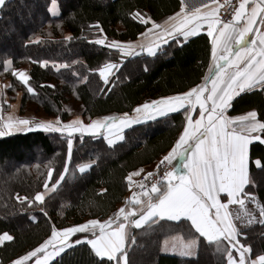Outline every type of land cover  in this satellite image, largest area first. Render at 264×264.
<instances>
[{
    "label": "trees",
    "instance_id": "trees-1",
    "mask_svg": "<svg viewBox=\"0 0 264 264\" xmlns=\"http://www.w3.org/2000/svg\"><path fill=\"white\" fill-rule=\"evenodd\" d=\"M22 1L25 0H8L0 9V27L9 20L11 10L22 7L21 10L25 11L32 7L29 3L22 6ZM50 2L35 0L41 15H36L33 26L27 27L18 37L15 51L7 50L0 54V81L8 79L11 86L5 91L6 102L1 97L7 106L19 96L21 112L31 105L60 121L67 122L78 116L89 122L94 117L131 113L145 102L186 92L203 81L211 52L206 35L195 36L183 43L172 41L156 57L142 52L137 44H134L132 50L135 52L131 55L107 46L112 41L133 44L141 33L150 28V23L142 24L135 18V13L159 20L179 9V0H59L58 16L50 14ZM69 36L71 40L66 39ZM96 39H105V45L94 43ZM5 60L12 61L11 69H6ZM42 61L64 63L66 67L55 70L52 65L39 63ZM108 62L121 67L119 71L114 70L115 75L110 76L109 83L105 84L99 76V69ZM131 64L139 72L134 78L127 73ZM26 65L31 66L29 86L35 90V95L12 75L13 71ZM145 65L147 71L144 70ZM84 77H87L86 82ZM68 104L69 111L66 109ZM251 110H255L257 118L264 122V89L242 92L234 98L227 114L239 115ZM185 124L183 109L165 117L145 119L125 129L124 140L111 147L99 134L73 133L70 160L67 157L66 132L46 133L33 128L0 137V234L7 232L14 237L0 245V264H9L38 247L50 237L53 226L62 229L112 216L130 189L126 177L137 169L150 170L157 164L170 151ZM138 137L141 139L134 140ZM62 149L63 159L60 158ZM107 154L115 157L102 163ZM250 154V172L255 185H248L247 191L256 193L264 205V183L261 184L264 174L253 162L259 158L264 164V143L252 142ZM7 161H13V169H2ZM84 163L92 166L80 173L78 166ZM66 165L68 172L64 174V180L56 191L45 196L44 204L34 202L28 206L27 202L22 204L17 200V194L32 198L37 191H44L43 183L48 179V171L52 170L54 180L63 173ZM81 181H84V188L74 200L71 198L74 195L72 185ZM41 208L45 209L47 216L41 213ZM142 229L127 232L129 264H136L135 252L147 243L146 238L150 235L160 248L164 239L175 235L198 239L196 257L188 258L159 249L155 264H227L225 249L231 251L228 243L207 241L186 221L171 225L161 222L156 227ZM241 233L239 240L251 246L254 259L264 254V224L256 223ZM89 235L76 233L71 240H83ZM133 238L135 243H132ZM203 249L207 252L206 260L199 263ZM143 257L138 259L147 258ZM102 259L103 264H114L106 257ZM100 261L90 246L81 243L66 249L49 264H99Z\"/></svg>",
    "mask_w": 264,
    "mask_h": 264
},
{
    "label": "snow or ice",
    "instance_id": "snow-or-ice-1",
    "mask_svg": "<svg viewBox=\"0 0 264 264\" xmlns=\"http://www.w3.org/2000/svg\"><path fill=\"white\" fill-rule=\"evenodd\" d=\"M215 4L217 0H210ZM8 0H0V9H3ZM250 0H239V6L235 8L232 18L222 21L217 15L218 8L212 11L201 13L196 8L190 13H185V5L181 3L180 12L168 17V20L178 23L172 25L171 29L163 28L151 17H147L137 12L134 14L142 24L147 25L151 21L153 29H159L169 38L183 36L186 41L189 37L196 36L203 25H207V35L211 37V55L214 67L210 68L209 75L204 78L202 84L190 88L188 91L172 96L161 97L150 102H145L134 109L138 115L129 117L124 113L122 117L106 116L102 119L93 120L90 124L84 125L80 120H74L69 124L60 125L56 122H30L27 119L9 120L0 127V137L8 135L13 128L17 131H31L33 128L46 133H67V157L70 160L73 150V133H89L92 136L97 134L104 137L109 147L117 141L124 140L123 132L133 124L142 122V119L152 120L157 117H165L169 113L179 111L185 112L186 124L182 133L171 147L170 151L162 157L157 170L161 165L166 168L177 164L172 170L164 172L159 180L151 183L142 194L147 197V201L140 199L141 193H133V197L128 198L129 204L141 205L140 215L136 217L137 210L126 211L120 208L114 218L101 222L97 219L88 220L86 223L72 227L51 230L50 237L35 247L33 250L19 256L11 264H49L55 257L65 253L66 249H71L74 245L86 243L95 257L101 258L99 264H103L102 258H107L108 262L114 264H129L128 251L125 247L128 240L126 226L134 225L141 229L145 225L151 228L152 224L160 220L182 222L190 221L191 227L201 237L209 242L227 241L231 249L238 253V260L234 258L232 251L227 252V264H246V258L252 252L250 245L241 243L238 236L242 235L236 224L233 222V214L229 211V205L245 206V199L252 200L257 204L260 216L264 217V205H260L256 198L247 192L246 186L255 185V181L250 176L249 171V145L258 141L264 143V122L257 119L256 111H249L246 115L237 117H227L226 110L231 107L235 97L245 90L261 88L264 89V32L259 31L254 26L259 24L264 26V0H251L252 7L248 11L246 6ZM55 5L56 0H51ZM207 8L208 4L201 5ZM52 11V9H49ZM183 14V15H182ZM96 27H99L97 24ZM102 32L103 29L100 28ZM255 33V39L249 41V33ZM145 35V33H141ZM71 40L72 37H66ZM161 43H167L163 36L159 37ZM94 43L105 45V39H96ZM178 43H183L178 41ZM128 45L112 41L107 46L115 48L124 55L133 54V50ZM129 50L126 52L125 49ZM142 52L156 57L162 53L160 43L148 47L141 46ZM46 66L48 61L39 62ZM6 69H11L12 61H4ZM66 65H60L65 67ZM121 65L115 63H105L99 69V76L104 83H109V78L119 71ZM144 70L148 67L145 65ZM12 75L22 82L27 91L35 95V90L29 86L30 76L24 71H13ZM83 80L86 82L87 77ZM11 87V86H8ZM54 87V86H51ZM198 118L193 120L192 113L197 109ZM82 138V137H81ZM255 165L264 171V164L260 159L255 160ZM91 163L79 165V172L84 173L91 167ZM179 168L186 169V173L178 171ZM68 172L67 165L63 173L56 179L52 178V170L47 173L48 179L43 183L44 191H37L32 198H16L22 204L27 202L31 206L34 202L45 203V196L48 192H54L64 180V174ZM141 168L131 173L126 179L129 186L132 183V176L143 173ZM155 173L149 172L148 177ZM51 181V186L49 185ZM141 188L145 186L140 185ZM220 193H226V202L219 198ZM41 213L47 216L44 208ZM251 216V213H246ZM122 217V220L120 218ZM237 219L239 216L236 217ZM32 219H35L32 217ZM116 222L115 229L111 225ZM253 220L249 219L248 223ZM264 224V219L260 220ZM99 234L97 235L96 232ZM76 233H92L94 238L70 240ZM14 237L7 232L0 234V245L5 241H12ZM132 243H135L134 238ZM197 240L191 238L185 240L183 237L174 238L171 246L166 240L162 251L179 252L181 256H192L197 247ZM51 249V250H49ZM250 264H264V254L257 259L251 260Z\"/></svg>",
    "mask_w": 264,
    "mask_h": 264
},
{
    "label": "rangeland",
    "instance_id": "rangeland-1",
    "mask_svg": "<svg viewBox=\"0 0 264 264\" xmlns=\"http://www.w3.org/2000/svg\"><path fill=\"white\" fill-rule=\"evenodd\" d=\"M28 3L31 4L32 7H29L28 9L23 8V9H25V11L27 10L26 12L24 10H21L22 7H20L19 9L15 8V9L11 10L9 12V20L3 26L1 25V27H0V54L3 53L4 51H7V50L15 51L18 48L17 47L18 46L17 45L18 37L21 34H23V32L25 31V29L27 27L33 26V24L36 22V20H35L36 15L37 16L41 15V13L39 12L38 7L35 6V0L22 1V6H26V5L28 6L29 5ZM147 45H148V43L146 44V46ZM141 46L142 45L138 44V48L139 49H141ZM129 47L131 49H133L134 48V44H130ZM126 49H128V48H126ZM133 52H135V50H133ZM132 68H134V69H132ZM127 69H128L127 73L132 78H134L135 76H137L139 74L138 70L135 69L134 65H132V64L129 65V68H127ZM8 84H10V80H8V79L4 80V81H0V92L1 93L5 92L8 89V86H9ZM0 99H1V96H0ZM5 102L3 103L2 101H0V127H2L9 120V118H11L14 121L21 120V119H27V120H29L30 122H33V123L34 122H38V121H44V122L52 121V120L57 118L55 116H48V115H46V113H44L42 111V109L37 108V106H31V105L28 106L27 109L24 110L23 112H21L20 109H19V112L17 110L16 114L15 113L14 114H10L11 113V109H12L10 107L11 104L9 106H7L5 104ZM70 106H71V104H70ZM75 108H76V106H75ZM66 109L68 111L70 110L69 104L66 105ZM76 109H77L76 111H79V107H77ZM133 112H134V110L131 113H128V116L134 118V117H136L138 115L137 113L133 114ZM194 112L192 113V116L194 115ZM108 116L122 117L123 114H119V115L118 114H111V115H108ZM104 117H106V116L94 117L95 119L92 118L91 121L87 122V120H86L83 123H84V125H88V124H90L92 122L93 119L97 120V119H102ZM141 119L145 120L143 118H141ZM15 132H18V131L15 128H13V130L10 133H15ZM75 134H80V133L76 132ZM139 139H141V137L135 138L134 140H139ZM62 157H63V149H62L60 158L63 159ZM114 157H115L114 154H111V156L109 154H107V157L105 159L103 158V162L102 163H105V161H110ZM13 165H14L13 161H7V162H5L3 164L2 169L3 170L13 169ZM262 173L264 174V171ZM133 178H135V177H133ZM262 183H264V180H262L261 184ZM72 186L74 187L73 188L74 195L71 196V198L75 200L77 197H79V194L82 192V190L84 188V181L78 182L76 185L73 184ZM127 205H128V203H124L123 202L121 207H124L126 209ZM117 210L119 211V207H117L116 212H117ZM250 213H251V216H252L251 219L253 220V222L251 223V225H249V228L256 224L255 221H254L255 220L254 219V217H255L254 214L255 213L253 211H250ZM107 218L108 217H106V218H97V220H99L101 222H104ZM22 226H24V225H22ZM111 226L113 227L114 225H111ZM24 228L25 227H22V229H24ZM168 231H170V230H168ZM256 231H257V233H259L258 229H256ZM89 234H90L89 238L94 237L92 233H89ZM96 234L97 235L99 234L98 229H97ZM176 237H183V236L182 235L181 236H171V237L165 239V240L169 239V240H167L169 242V247L171 246V243L173 242L174 238H176ZM250 238L252 240L254 239L252 237H250ZM146 239H147V243L145 245L142 244L140 246L139 250L137 252H135L136 253L135 256L137 255L136 256L137 257L136 264H155L157 251L159 252V249L162 250L164 248V246H162L161 248L158 246V243L155 241V239L153 238L152 235L148 236ZM184 239L188 240L189 238H184ZM70 240H71V237H70ZM258 241H259L258 239L255 240L256 243H258ZM197 242H198V240H197ZM197 247H198V243H197ZM197 247H196V249L194 251V254L192 256H184V257H188V258L196 257V255H197ZM255 248L258 249V247H255ZM163 252L181 256L178 251L174 252V251L169 250V251H163ZM206 253H207L206 249H203L202 252H201V256H203V257H201V259L199 260L200 261L199 263H205L203 261L206 260V257H205ZM232 254L235 255L236 253L232 252ZM143 256L147 257V258L145 259ZM139 257H143L144 259L139 260L138 259ZM234 258H236V256ZM252 258H254V257H252L251 253H250L249 257L246 258V263L249 264V260L252 259ZM255 259H257V258H255ZM215 260H217V259H215ZM32 263H34V261H30L29 262V264H32ZM212 264H214V263H212Z\"/></svg>",
    "mask_w": 264,
    "mask_h": 264
},
{
    "label": "crops",
    "instance_id": "crops-1",
    "mask_svg": "<svg viewBox=\"0 0 264 264\" xmlns=\"http://www.w3.org/2000/svg\"><path fill=\"white\" fill-rule=\"evenodd\" d=\"M179 1H180V7L174 13H172V14H170V15L162 18V19H159V20H155V19H152V18L151 19L154 20L156 23L161 24L163 28H166V29H169L170 30L173 24L178 23L180 21V19H182V16H181V17H177V20L176 21L168 20V17L174 16L176 13L180 12L182 0H179ZM257 2H258V0H257ZM183 3L185 5V13H190V12L194 11L196 8H199L201 13L208 12V11H212L213 9H216L217 8V4L216 3L215 4L211 3L210 0H183ZM204 3H207L208 4V7L207 8L201 7V5L204 4ZM252 6L253 5H252L251 0H250L249 5L246 6L247 10L250 11ZM49 9H52V11H50ZM48 10H49V12H50V14L52 16H58L60 14V3H59V0H56V4L55 5H52L51 2H50L49 7H48ZM217 15H218V12H217ZM149 23H150V28H151L152 27L151 21ZM254 27L256 29H258L259 31L264 32V26L257 24ZM144 33H145V35L139 36V38L137 40H134V43L133 44H137V45L139 44V45H142L143 47H148V46H151L153 44L160 43L161 44V48L164 49L172 41H175V40L176 41H184L183 36H178V37H175V38H169L168 36L164 35V33H162L159 29H153L152 32H148V30H147ZM202 34L203 35H206L208 37V35H207V25L206 24L203 25V27L199 30V32H198V34L196 36L202 35ZM161 36H163V38L165 40H167V43H161V41L159 39V37H161ZM193 37H195V36H193ZM193 37H189L187 40H189V39H191ZM208 38H209L210 44H211L212 38L211 37H208ZM255 38L256 37H255V33L254 32L253 33H249V41L252 40V39H255ZM147 43H148V45L146 46ZM49 64L50 65H54L55 68H61L60 65H64V64L53 63V62H48L47 65H49ZM213 67H214V61L212 59V55H211V52H210L209 67L207 69V72L205 74V77L209 75V70H210V68H213ZM19 71H24V72H26L27 75H29L31 77V66L30 65H26V66H23V67L19 68L17 70V72H19ZM204 78H203V81L201 83H199V84H202L204 82ZM8 85L10 86V84H8ZM254 89H260V88L257 87V88H254ZM251 90H253V89H251ZM3 93L0 92V96L2 97V100L6 101V96L7 95L5 94V92H3ZM0 101H1V99H0ZM19 103H20V97L18 96L14 101H12L10 103L11 104L10 107L12 108L10 114H14V113L16 114V111L17 110L19 112V109H20L19 108ZM227 110H226V113H225V115L227 117H237V116H241V115H246L249 112L248 111V112H245L243 114L230 115L229 116L227 114ZM251 111H253V110H251ZM198 112H199V109H198V106H197V109L195 110L194 115L192 116L193 120H195V119L198 118ZM134 113L135 112H133V114ZM57 119L59 120V118H56V119L52 120L51 122H56ZM74 120H80V121L84 122L80 117L77 116V117H73L72 119H70L67 122L60 121L59 120L60 121V125L59 126H62L64 124H69L70 122H72ZM46 122H49V121H46ZM250 151H251V144L249 145V171H250V164H251V154H250ZM256 159H259V158H256ZM256 159H254V161H253L254 164H255V160ZM176 164H177V161H176ZM137 170H139V169H137ZM137 170H135V171H137ZM135 171H133V172H135ZM178 171L181 172V173H186L187 170L184 169V168H179ZM133 172H131V173H133ZM250 176H251V172H250ZM133 177L134 176H132V179H133ZM247 187L248 186H246V189H245L246 191H247ZM247 192H250V191H247ZM250 193L256 198V200L259 202V204L262 205L260 203L259 199H258L257 194L256 193H253V192H250ZM219 198L221 199L222 202H226V193H220L219 194ZM140 199L143 200V201H147V197H145V196H141ZM141 207H142L141 205L128 204L126 206V211H131L132 209H136L137 210V214H136V217H134V218H138L139 215H140V209H141ZM120 208H122L121 205H119V209ZM229 211L233 214V222L236 224V226L240 230V232H242L243 230H245L246 228H248L249 225H251V223H248V220L251 219L252 216L246 215V213H250V211H253L255 213L254 214V216H255L254 217L255 223H259L261 219H264V217H261L260 216V211H259V208L257 207V204L254 203L252 200H249V199H245V206H244V208H241L239 205L233 204V205H229ZM117 213H118V210H117V212L114 215L108 217L105 221L109 220V218H114ZM237 216H239L238 219L236 218ZM120 220H122V217L120 218ZM182 221H186L187 223L190 224V221H187V220H182ZM161 222H167V224H170V225L172 223H178V222L160 220L158 223L152 224L151 225V228L156 227ZM112 225H114V226L113 227L111 226V229H115L116 222H114ZM130 229H132V230H141L142 228L141 229H137V228L134 227V225L128 224L126 226V231L127 232L130 231ZM143 229H146L147 230L149 228H148L147 225H145L143 227ZM175 236H181V235H175ZM92 238H94V237H91L89 239H92ZM238 238H239V236H238ZM167 240H169V239H167ZM196 240H198V239H196ZM165 241H166L165 239L162 241L161 247L164 246ZM126 245H127V241H126ZM126 245H125V247H126ZM49 250H51V249H49ZM231 251L236 253L233 256L234 257L236 256V260H238V253L234 249H231ZM253 259L254 258H252V259L249 260V264H250V261L253 260ZM9 264H11V263H9ZM32 264H34V263H32ZM246 264H248V263H246Z\"/></svg>",
    "mask_w": 264,
    "mask_h": 264
},
{
    "label": "built area",
    "instance_id": "built-area-1",
    "mask_svg": "<svg viewBox=\"0 0 264 264\" xmlns=\"http://www.w3.org/2000/svg\"><path fill=\"white\" fill-rule=\"evenodd\" d=\"M217 5L219 9L218 16L222 21H227L232 18L235 8L239 6V0H217ZM160 162V161H159ZM157 163V165L159 164ZM174 163V161H173ZM157 165L149 171H146L140 174L131 184L130 192L125 195L124 199L133 197V193H143L147 188H150L151 183L160 179L163 176L164 172L167 170H172L174 165L168 166L167 168L164 165H161L157 170ZM149 172L155 173L154 176L148 177L146 179V174ZM143 184L145 187L141 188L140 185Z\"/></svg>",
    "mask_w": 264,
    "mask_h": 264
}]
</instances>
